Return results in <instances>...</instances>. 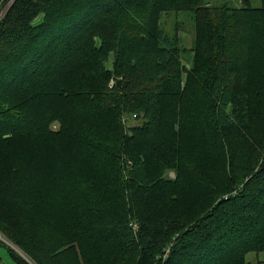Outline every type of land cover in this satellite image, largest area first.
<instances>
[{
  "label": "trees",
  "instance_id": "trees-1",
  "mask_svg": "<svg viewBox=\"0 0 264 264\" xmlns=\"http://www.w3.org/2000/svg\"><path fill=\"white\" fill-rule=\"evenodd\" d=\"M238 2L13 1L0 21V232L30 262L264 252V110L250 109L264 104V0ZM170 13L193 26L191 70L162 28ZM124 115L141 123L126 129Z\"/></svg>",
  "mask_w": 264,
  "mask_h": 264
},
{
  "label": "rangeland",
  "instance_id": "rangeland-1",
  "mask_svg": "<svg viewBox=\"0 0 264 264\" xmlns=\"http://www.w3.org/2000/svg\"><path fill=\"white\" fill-rule=\"evenodd\" d=\"M13 1L14 0H0V21H1L2 17L5 15L6 11L10 8ZM209 4H210V2L206 3V5H209ZM232 4L234 6H238L239 2H238V0H235V1L232 0ZM252 6H254V7L259 6V0H252ZM163 20H164V23H162L163 30H165L166 32H172V30L177 31L179 41H180V45L187 51L184 54L186 59L182 61L181 65H182V67H185L186 70H189V69L191 70V67L189 65L191 57H190V53L188 52V50H190L193 46L192 40H193V34L194 33H193V26L190 23L187 15L184 13H170ZM106 67L109 70H111L112 58H110L107 61ZM194 76H195V78H197L198 75L194 74ZM259 78L261 81H264V72H263L262 76L259 75ZM112 85H113V79H111L108 83L109 89L112 88ZM253 93L258 94L259 88H257L255 91H253L251 93V96L253 95ZM263 108H264V104H263V102H260L256 107L251 106L250 109L253 112H259L260 113L264 110ZM122 120L125 124L126 129L130 128V127H134V126L139 125L141 123L140 120H135L134 116H128V115H124ZM197 122H200V125H201V127L200 126L197 127V129H198L197 133L200 134L199 139H201V138L205 139L204 136H206V133H204V131L202 130V123L203 122L202 121H197ZM259 126H260V124L258 125V127ZM51 129L55 131L57 129V125L53 124L51 126ZM190 139H193V140H190ZM194 140H196V136L189 137L186 140V142L190 143V141H194ZM188 147L189 146H187V148ZM0 161H1V159H0ZM39 165H40V167L42 166V164H39ZM53 166L57 167L56 164ZM222 167H223V165L220 162L218 165V177L223 176L224 171H223ZM163 177L165 179L166 178L172 179L174 177V172L172 170H168L163 174ZM213 180H214V175H213ZM186 195H189V194L187 193ZM0 235L3 236V238L7 242L4 245L0 244V260H1L2 264H16L14 262L13 258L19 259L20 261H23L26 264H33L32 262L29 261L28 258L25 257V255L13 243H11L6 237H4V235L1 232H0ZM165 246H166L165 252H163V255L166 253V251H169L171 249L172 242L171 241L166 242ZM245 258H246V261L251 263V264H264V252H260L258 254L248 253L245 256Z\"/></svg>",
  "mask_w": 264,
  "mask_h": 264
},
{
  "label": "built area",
  "instance_id": "built-area-1",
  "mask_svg": "<svg viewBox=\"0 0 264 264\" xmlns=\"http://www.w3.org/2000/svg\"><path fill=\"white\" fill-rule=\"evenodd\" d=\"M5 243H7V242L5 241V239L3 238V236L0 235V244L4 245ZM167 253H168V251H166V253L164 254V258L167 255ZM0 264H2L1 260H0Z\"/></svg>",
  "mask_w": 264,
  "mask_h": 264
}]
</instances>
